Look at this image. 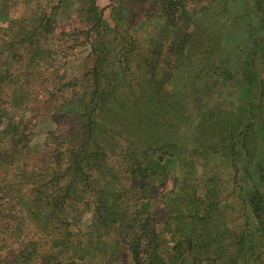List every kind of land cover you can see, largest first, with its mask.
<instances>
[{"label": "rangeland", "instance_id": "rangeland-1", "mask_svg": "<svg viewBox=\"0 0 264 264\" xmlns=\"http://www.w3.org/2000/svg\"><path fill=\"white\" fill-rule=\"evenodd\" d=\"M87 1L58 8L65 27L51 40V58L72 85L103 50L109 69L92 139L132 142L120 183L139 189L131 205L146 206L152 191H171L179 173L169 169L182 164L201 214L192 232L197 245L205 241L195 264H264V0H136L131 29L102 30L106 44L94 47L82 16L74 15ZM128 1L97 5L111 22L112 7L130 9ZM36 113L26 134L30 147L69 139L78 127L62 111ZM75 220L84 227L90 214ZM103 239L110 243L113 235Z\"/></svg>", "mask_w": 264, "mask_h": 264}, {"label": "trees", "instance_id": "trees-1", "mask_svg": "<svg viewBox=\"0 0 264 264\" xmlns=\"http://www.w3.org/2000/svg\"><path fill=\"white\" fill-rule=\"evenodd\" d=\"M67 1L0 0V264H125L126 256L131 264H195L205 241L195 242L197 189L184 184L182 164L177 172L175 164L169 169L179 173L171 191H152L146 206L131 205L139 189L120 183L130 159L121 160L132 142L92 139L109 69L103 50L95 67L72 85L51 58V40L65 27L58 8ZM128 2L130 9L126 3L112 7L111 22L97 0L75 10L93 47L106 44L102 30L123 24L131 29L140 8L136 0ZM38 110L62 111L78 127L65 135L69 139L30 147L26 134ZM82 212L90 222L77 227ZM109 235L110 243L103 239Z\"/></svg>", "mask_w": 264, "mask_h": 264}]
</instances>
